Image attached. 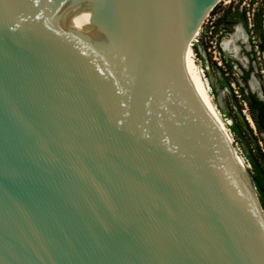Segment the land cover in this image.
Masks as SVG:
<instances>
[{
	"label": "water",
	"instance_id": "water-1",
	"mask_svg": "<svg viewBox=\"0 0 264 264\" xmlns=\"http://www.w3.org/2000/svg\"><path fill=\"white\" fill-rule=\"evenodd\" d=\"M218 1L0 0V264H264L182 61Z\"/></svg>",
	"mask_w": 264,
	"mask_h": 264
},
{
	"label": "rangeland",
	"instance_id": "rangeland-1",
	"mask_svg": "<svg viewBox=\"0 0 264 264\" xmlns=\"http://www.w3.org/2000/svg\"><path fill=\"white\" fill-rule=\"evenodd\" d=\"M227 40L232 41L225 48ZM189 41L211 106L236 154L246 169L247 155L264 169V132L254 124L246 101L249 92L264 101V0H219Z\"/></svg>",
	"mask_w": 264,
	"mask_h": 264
},
{
	"label": "trees",
	"instance_id": "trees-1",
	"mask_svg": "<svg viewBox=\"0 0 264 264\" xmlns=\"http://www.w3.org/2000/svg\"><path fill=\"white\" fill-rule=\"evenodd\" d=\"M241 79L243 83L247 80V72L245 71L243 75H241ZM248 108L251 112L254 124L264 132V101L259 99L254 93L249 92L246 97ZM233 133L235 132L234 127H230ZM249 164V174L254 186L257 198L259 203L264 211V169L259 164L256 159L252 158L250 155L245 157Z\"/></svg>",
	"mask_w": 264,
	"mask_h": 264
},
{
	"label": "bare ground",
	"instance_id": "bare-ground-1",
	"mask_svg": "<svg viewBox=\"0 0 264 264\" xmlns=\"http://www.w3.org/2000/svg\"><path fill=\"white\" fill-rule=\"evenodd\" d=\"M236 31L237 32L238 31H241V29L238 27ZM231 41L232 40H227L224 43L223 42L222 43H223L224 47L226 48L227 45ZM193 54H192L191 42L188 41L187 44L185 45V48H184V51H183V59H182L183 66L185 67V69L187 70V72L191 76L192 80L194 81V83L198 87L199 92L201 94V97L203 99V102L205 104V107H206L207 111L211 114V116L215 119V121L223 129V131L227 135L229 141H231V138H230L229 134L227 133L226 129L222 126L221 121L219 120L216 112L214 111V109L211 106L210 99H209V95H208L207 90H206V86H205L202 78L200 77L199 70L197 69V66H196V64H195V62L193 60ZM238 159L241 160V158L239 156H238ZM241 179L243 180L244 183H247V178L244 175L241 176Z\"/></svg>",
	"mask_w": 264,
	"mask_h": 264
},
{
	"label": "built area",
	"instance_id": "built-area-1",
	"mask_svg": "<svg viewBox=\"0 0 264 264\" xmlns=\"http://www.w3.org/2000/svg\"><path fill=\"white\" fill-rule=\"evenodd\" d=\"M196 33H197V31H196ZM191 47H192V43H191ZM200 72H201V74H202V69H200ZM203 75V74H202Z\"/></svg>",
	"mask_w": 264,
	"mask_h": 264
}]
</instances>
